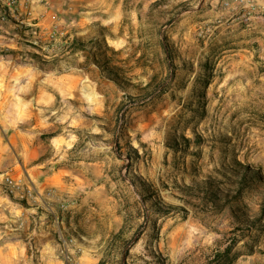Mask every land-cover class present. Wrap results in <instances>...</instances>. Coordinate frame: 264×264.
Masks as SVG:
<instances>
[{"label": "rangeland", "instance_id": "374dc122", "mask_svg": "<svg viewBox=\"0 0 264 264\" xmlns=\"http://www.w3.org/2000/svg\"><path fill=\"white\" fill-rule=\"evenodd\" d=\"M47 2L0 43V264H264L262 4Z\"/></svg>", "mask_w": 264, "mask_h": 264}, {"label": "crops", "instance_id": "0c3cea01", "mask_svg": "<svg viewBox=\"0 0 264 264\" xmlns=\"http://www.w3.org/2000/svg\"><path fill=\"white\" fill-rule=\"evenodd\" d=\"M38 1L39 0H18L17 4L12 7L10 0H0V43H9L8 40H13V37L16 36V26L9 19H6V16H31L32 14L36 15L42 13V11L47 8L46 4L48 3V0H43V2L41 3H39ZM208 1H211V3H213V0ZM203 5H205V1L203 2ZM262 6V11L264 12V0H262ZM198 12H200V10H198ZM209 16H232V14L228 12L219 13L216 12L214 8H211ZM27 22H32V19H27ZM17 26L19 27V25ZM19 29L21 30L22 27H20ZM0 65L6 68H12L14 66L12 62H4L0 63ZM30 142V140L28 142L23 141L21 147H15L22 149V162L24 163V165L32 166L30 169H28L29 174H32L36 171L35 166L39 164L38 160L42 154V150L38 145L34 143L32 144ZM16 162L17 161H13L12 163L16 164ZM51 179H54V177L52 176ZM49 181L50 180L48 178L47 182Z\"/></svg>", "mask_w": 264, "mask_h": 264}, {"label": "trees", "instance_id": "16d2710c", "mask_svg": "<svg viewBox=\"0 0 264 264\" xmlns=\"http://www.w3.org/2000/svg\"><path fill=\"white\" fill-rule=\"evenodd\" d=\"M248 172L244 173L243 181L242 184H248L249 180H255L256 178H260V175L256 170H253L250 167H246ZM251 175V176H249ZM249 185V184H248ZM197 187L201 192H199L198 196L208 202L211 203L214 207H229L235 216V218L240 222L244 223L246 227L252 226V225H257V223H262V215H259L258 217H255L254 220H251L245 211L241 209L240 206V199H241V189L240 191H237V194L231 193V191H225L221 188L220 183L217 182L216 180L209 179L206 180L203 183H197ZM264 211V210H263ZM262 211V212H263ZM233 248V245H230L226 248L224 252H221L219 256L224 257L227 256L231 253V250ZM234 259H230V261L227 264H232Z\"/></svg>", "mask_w": 264, "mask_h": 264}, {"label": "built area", "instance_id": "2783aa9c", "mask_svg": "<svg viewBox=\"0 0 264 264\" xmlns=\"http://www.w3.org/2000/svg\"><path fill=\"white\" fill-rule=\"evenodd\" d=\"M18 0H10L11 6L14 7ZM262 4V0H223L224 8H234V9H245L248 16H252V11L256 9L257 5ZM264 16V14H263ZM10 183L13 181L8 178Z\"/></svg>", "mask_w": 264, "mask_h": 264}]
</instances>
